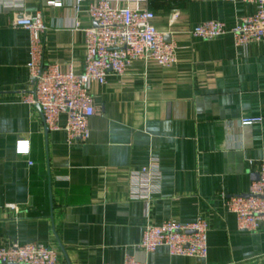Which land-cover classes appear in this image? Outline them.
Wrapping results in <instances>:
<instances>
[{
  "label": "crops",
  "instance_id": "1",
  "mask_svg": "<svg viewBox=\"0 0 264 264\" xmlns=\"http://www.w3.org/2000/svg\"><path fill=\"white\" fill-rule=\"evenodd\" d=\"M0 0V251L16 244L55 249L58 264H264V226L238 228L226 207L246 196L264 162V41L237 47L231 33L212 41L192 35L200 24L229 30L255 15L240 1L149 0L154 27L178 47L177 63L135 62L123 76L93 83L97 113L85 143H69L67 118L46 128L28 65L31 35L14 25L20 14L43 12L45 64L81 74L84 29L95 27L73 0ZM79 25V26H77ZM262 123L244 126L245 119ZM28 143V152H18ZM155 167L159 192L134 195L133 173ZM138 195V194H137ZM13 205L15 208H11ZM205 221L208 257H174L137 248L148 223Z\"/></svg>",
  "mask_w": 264,
  "mask_h": 264
},
{
  "label": "built area",
  "instance_id": "2",
  "mask_svg": "<svg viewBox=\"0 0 264 264\" xmlns=\"http://www.w3.org/2000/svg\"><path fill=\"white\" fill-rule=\"evenodd\" d=\"M80 13L84 5L95 27L84 29L87 54L81 74L62 72L57 64H45L43 36L47 24L42 11L33 15L20 14L14 22L18 28L31 35V62L28 65L33 91L23 97L29 105L40 108L46 128L59 130V120L67 118L65 132L69 143H85L90 136L89 122L97 113L95 99L90 91L93 83L105 85L110 74L123 76L135 62H155L162 68L177 63L178 47L167 42L165 35L153 25L156 14L140 9L139 4L149 0H73ZM221 1V0H219ZM256 5L255 15L240 21L229 30L225 23L209 21L198 25L192 35L212 41L231 33L237 47L264 41V0H223ZM49 6L62 7L58 0H49ZM79 26V25H77ZM262 123L252 118L244 126ZM20 154L28 152V143H21ZM137 200L149 201L153 192H159V173L155 167L133 173ZM11 208H15L10 205ZM228 211L237 218L238 228L251 233L264 226V162L259 179L246 196L229 197ZM209 227L205 221L182 225L169 220L161 225L148 223L142 242L137 246L145 254H154L161 247L169 249L174 257L206 259L208 257ZM0 264H58L55 249L35 244H16L0 251ZM123 264H141L133 255H127Z\"/></svg>",
  "mask_w": 264,
  "mask_h": 264
}]
</instances>
